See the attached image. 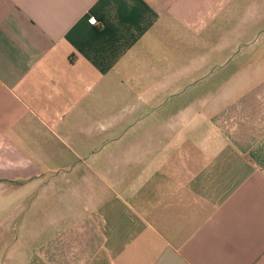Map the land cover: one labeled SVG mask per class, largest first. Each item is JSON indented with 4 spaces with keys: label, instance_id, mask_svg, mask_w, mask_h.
Masks as SVG:
<instances>
[{
    "label": "crops",
    "instance_id": "1",
    "mask_svg": "<svg viewBox=\"0 0 264 264\" xmlns=\"http://www.w3.org/2000/svg\"><path fill=\"white\" fill-rule=\"evenodd\" d=\"M238 14V0H0V190L88 157L97 177L86 222L28 264H264V86L164 102L203 69L191 46Z\"/></svg>",
    "mask_w": 264,
    "mask_h": 264
},
{
    "label": "rangeland",
    "instance_id": "2",
    "mask_svg": "<svg viewBox=\"0 0 264 264\" xmlns=\"http://www.w3.org/2000/svg\"><path fill=\"white\" fill-rule=\"evenodd\" d=\"M238 1L239 14L232 24L208 32L205 47L191 46L190 66L200 61L203 69L196 78L180 85L179 94L166 96L164 102L173 103V111L201 99L224 97L230 90L242 92L264 86V0ZM155 49L160 56L162 45ZM177 50L175 47V54ZM113 131L117 136L125 133L124 128ZM99 145L101 152L108 151L107 144ZM92 162V157L78 159L74 170L44 172L37 182L16 188L8 195L0 190V254L7 250L13 254V249H20L19 254L9 255L6 261L0 255V264H28L33 247L43 245L56 234L75 230L82 220L86 222L87 214L83 218L78 214L84 210L81 206L86 201V180L97 182V177L88 175L86 169V163Z\"/></svg>",
    "mask_w": 264,
    "mask_h": 264
},
{
    "label": "built area",
    "instance_id": "3",
    "mask_svg": "<svg viewBox=\"0 0 264 264\" xmlns=\"http://www.w3.org/2000/svg\"><path fill=\"white\" fill-rule=\"evenodd\" d=\"M90 21H91L93 24H97V20H96L94 17H90Z\"/></svg>",
    "mask_w": 264,
    "mask_h": 264
}]
</instances>
